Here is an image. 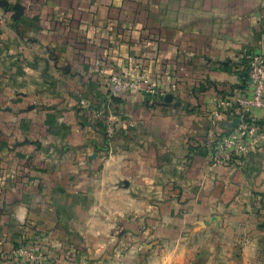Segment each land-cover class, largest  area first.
Returning a JSON list of instances; mask_svg holds the SVG:
<instances>
[{
	"label": "crops",
	"instance_id": "obj_1",
	"mask_svg": "<svg viewBox=\"0 0 264 264\" xmlns=\"http://www.w3.org/2000/svg\"><path fill=\"white\" fill-rule=\"evenodd\" d=\"M259 54L264 0H0V264H264V146L213 159Z\"/></svg>",
	"mask_w": 264,
	"mask_h": 264
},
{
	"label": "built area",
	"instance_id": "obj_2",
	"mask_svg": "<svg viewBox=\"0 0 264 264\" xmlns=\"http://www.w3.org/2000/svg\"><path fill=\"white\" fill-rule=\"evenodd\" d=\"M246 79L251 88L250 96H238L234 99H218L214 104L213 116H217L220 110L228 111V119L224 126V133L215 139L213 147L216 156L215 163H223L232 159H238L249 155L255 149L264 146V124L249 119V115L254 110H264V55H248L246 58ZM109 98L117 99L131 92L144 94L146 96L163 95L166 91L174 92V84L162 88L148 85L145 75H140L136 79H124L113 74L108 80ZM165 89V90H164ZM86 108H90L87 103H82ZM95 115L103 119V112L95 110ZM234 120L238 124L233 126ZM114 132L112 123L106 121L105 134L110 137ZM10 256L16 261H23L26 264H44L43 255L32 243L19 245L10 251Z\"/></svg>",
	"mask_w": 264,
	"mask_h": 264
},
{
	"label": "rangeland",
	"instance_id": "obj_3",
	"mask_svg": "<svg viewBox=\"0 0 264 264\" xmlns=\"http://www.w3.org/2000/svg\"><path fill=\"white\" fill-rule=\"evenodd\" d=\"M202 252L198 257L183 261L181 264H206V259L201 256Z\"/></svg>",
	"mask_w": 264,
	"mask_h": 264
},
{
	"label": "water",
	"instance_id": "obj_4",
	"mask_svg": "<svg viewBox=\"0 0 264 264\" xmlns=\"http://www.w3.org/2000/svg\"><path fill=\"white\" fill-rule=\"evenodd\" d=\"M238 124V120H234L233 126H236Z\"/></svg>",
	"mask_w": 264,
	"mask_h": 264
}]
</instances>
